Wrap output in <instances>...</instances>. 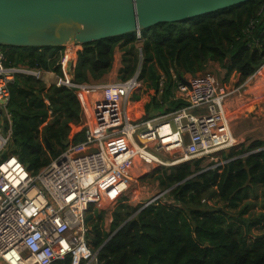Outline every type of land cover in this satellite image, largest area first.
Instances as JSON below:
<instances>
[{
  "label": "trees",
  "instance_id": "1",
  "mask_svg": "<svg viewBox=\"0 0 264 264\" xmlns=\"http://www.w3.org/2000/svg\"><path fill=\"white\" fill-rule=\"evenodd\" d=\"M139 39L143 54L140 78L149 82L150 90L138 111L149 115L160 110L163 114L183 105L172 99V73L179 78L184 73L199 72L209 60H225L227 74L238 72L243 79L257 72L264 64V0H250L190 20L160 23L141 30L139 37L133 32L78 45L69 74L76 82H100L111 71L118 47L124 52L120 77L127 79L137 69ZM62 47L0 49L6 66L62 75ZM162 74L165 81L159 93ZM9 90V152L32 174L59 155L56 146L64 149L65 141L83 140L84 130L78 129L81 104L72 89L46 86L34 76L16 74ZM157 95L161 97L159 102ZM44 136L50 149L45 148ZM201 160H194L195 170L191 162H186L163 173L160 180L171 188L173 204L155 200L133 207L121 198L112 212L109 231L103 228L104 212L94 205L88 207L85 222L90 228L89 243L93 251H98L100 264H264V231L258 235L252 232L253 227H264V211L255 218L245 217L249 206L237 215L230 212L248 190L260 188L264 200V141L241 144L240 149L228 154L221 167L204 170L199 166ZM207 198H216L224 205L219 208L202 202ZM53 264H70V260Z\"/></svg>",
  "mask_w": 264,
  "mask_h": 264
},
{
  "label": "built area",
  "instance_id": "2",
  "mask_svg": "<svg viewBox=\"0 0 264 264\" xmlns=\"http://www.w3.org/2000/svg\"><path fill=\"white\" fill-rule=\"evenodd\" d=\"M62 67L64 62L60 60ZM264 66H260L257 72ZM51 79H47L46 73ZM63 74L24 66H6L0 49V262L100 264L89 243L85 215L90 205L118 203L129 190L140 164L172 167L197 159L217 160V154L239 145L232 135L226 101L228 89L209 72L177 77L175 110L131 121L138 111L134 96L140 88L141 65L127 79L80 83ZM16 74L34 76L72 89L89 114L84 138L69 142L36 174L9 152L12 120L7 105ZM66 74V75H65ZM45 82V81H44ZM164 78L159 80L162 92ZM46 84V83H45ZM47 86V85H46ZM86 106V107H85ZM227 160L204 170L221 167ZM159 195L149 203L157 200Z\"/></svg>",
  "mask_w": 264,
  "mask_h": 264
},
{
  "label": "water",
  "instance_id": "3",
  "mask_svg": "<svg viewBox=\"0 0 264 264\" xmlns=\"http://www.w3.org/2000/svg\"><path fill=\"white\" fill-rule=\"evenodd\" d=\"M247 1L250 0H0V46H75L133 32L139 37L141 30L154 25L190 20ZM82 26L84 30L74 32ZM147 115L133 114L130 120L135 122ZM44 143L46 149L51 148L45 136Z\"/></svg>",
  "mask_w": 264,
  "mask_h": 264
},
{
  "label": "rangeland",
  "instance_id": "4",
  "mask_svg": "<svg viewBox=\"0 0 264 264\" xmlns=\"http://www.w3.org/2000/svg\"><path fill=\"white\" fill-rule=\"evenodd\" d=\"M136 47H137V56H138V63H137V68H138L140 61L143 63V54L140 51V48L142 47V39H139L137 41ZM73 48L77 49L78 46H74L73 44L63 45L62 50L60 51L61 52L60 60H62L65 63L63 66V70L65 72H68L69 70H71V68L73 66V62L75 59H74V56H72V53H70V51ZM116 48H118V47H116ZM123 56H124V52L122 50H120L119 56H118V52H117L116 58L119 59V63L121 64L120 69L116 73L111 72L108 76H106L105 78H103V80H100V81L110 82V81H116V80L122 79L120 77V70L124 67V63L122 61ZM114 59H115V54H114ZM114 62H115V60H114ZM114 62H113V65H114ZM226 64H227V62L225 60L219 61V62L209 60V61L205 62L203 69L199 70V72L200 73H203V72L212 73L216 76V78L222 84L227 85L228 84V76L230 74H227ZM257 75H259V73ZM161 76L164 78V81H165V75L162 74ZM148 84H149V82H147V80H142L140 88L135 93V95L138 97L137 100H139V105L144 104L147 100V97L145 96V94H146V91L150 90V88H148ZM255 88H257L258 91L260 90V92H262L264 94V79L259 81L256 84ZM260 92H259V96L263 97V95ZM80 100H81V104L85 103L84 98H82V99L80 98ZM157 100H158V102L161 101L160 95H157ZM227 103H228V101H227ZM260 108L262 110L261 113H255V114L252 113L250 115V117L248 118L252 122L250 125H252L253 128H257V129H259V127L262 124H264V104L262 103L260 106H256L255 108L254 107L250 108V110L257 111V112L260 111L259 110ZM226 111L228 114V110H226ZM160 113H161L160 110L152 111L149 114V116H158ZM88 118H89V114H88L87 109H86L85 113L82 114V122H81V127H83L84 129L89 123ZM243 125H247V124L243 123ZM240 126L241 125H238V127H240ZM256 133H257V136H256ZM256 133L254 132V133H250V135H246L244 140L237 139V141L239 142V145L225 149L223 151H220L217 154L218 155L217 160H213V161L209 162L208 158L202 159L200 161V165H199L200 168L212 166L215 163H219L220 161L223 162L225 160V158L228 157L229 153H231L233 150L235 151V150L240 149L241 144L248 146L254 140H263L264 141V132H261V133L256 132ZM56 150L59 152L58 154H60L63 151V148L61 146H56ZM189 164L191 165V169L195 170V168H196L195 161H193ZM170 171H171L170 167L157 166V165L146 166V165L140 164L138 166V168L134 169L132 180L129 183L130 188L126 192V195L124 196V198L126 200L124 198H122V202H125L126 204H129L133 207H140V206H144V204L150 202L151 200H154V198H156L159 195L157 200H159L161 202H169L171 204L175 203V201L172 199V197H169L171 188L166 186V184H162L161 180H160L162 177H164V176H162L163 173H165V172L169 173ZM204 198H206V197H204ZM202 202H204L208 205H211V206H219V208L224 205L223 202L218 201L216 198H212V199L207 198V199H205V201L202 200ZM116 204L117 203H115V204L98 203V204H96L95 208L103 211L104 215H105V214L109 213L110 211L114 210L113 208L115 207ZM263 205H264V200H263V197L261 195V190H260V188H255V190H253V191L248 190L246 192V194L243 196V198L241 199V201L239 202V205L235 209H230L231 210L230 212L237 215V213L240 212L245 206H249L247 212L245 213V217L255 218L257 215H259L261 212L264 211ZM226 210H228V207ZM103 228L105 231H109V228H110L109 224H107V225L105 224V218H104V222H103ZM263 231H264L263 226L252 228L253 235L261 234Z\"/></svg>",
  "mask_w": 264,
  "mask_h": 264
},
{
  "label": "crops",
  "instance_id": "5",
  "mask_svg": "<svg viewBox=\"0 0 264 264\" xmlns=\"http://www.w3.org/2000/svg\"><path fill=\"white\" fill-rule=\"evenodd\" d=\"M75 46H78V45H75ZM74 49L76 50V48H73L70 51V53H72V56H74V51H75ZM117 52L119 56V53H120L119 48H116L115 50L114 65L112 66L111 71L106 76H108L111 72L116 73L121 67V64L119 63V59L116 58ZM68 72H70V70ZM258 73L259 75H257ZM46 74H48L46 76L47 79H51V76H50L51 74L49 72ZM262 79H264V66L254 75L246 79H243L241 77V74L238 72H232L228 76V84L226 85V87H228V89H234V90L237 89L234 93L230 95V97L227 100L228 103L226 101V104H225L226 110H228V115L230 117L231 132H232V135L236 139L244 140L245 136L250 135V133L264 132V124H262L259 127V129L253 128L252 125H250L252 123L251 120L248 119L252 113L255 114V113L262 112L261 108L259 109L260 110L259 112L250 110L251 107L255 108L256 106H260L262 103L264 104V94L260 92V90L258 91L257 88H255L256 84ZM44 81L46 85L49 86L50 80L46 81L44 79ZM100 82H107V81H100ZM259 92L263 95V97L259 96ZM243 123H246L247 125H243ZM238 125H241V126L238 127ZM256 136H257V133H256ZM95 206L96 205H94V207ZM112 212L113 210L104 215L106 225L107 224L110 225L112 222ZM0 264H3V263L0 262Z\"/></svg>",
  "mask_w": 264,
  "mask_h": 264
},
{
  "label": "bare ground",
  "instance_id": "6",
  "mask_svg": "<svg viewBox=\"0 0 264 264\" xmlns=\"http://www.w3.org/2000/svg\"><path fill=\"white\" fill-rule=\"evenodd\" d=\"M80 30H84V27L82 26V27H80V28H78V29H74V32H78V31H80Z\"/></svg>",
  "mask_w": 264,
  "mask_h": 264
}]
</instances>
